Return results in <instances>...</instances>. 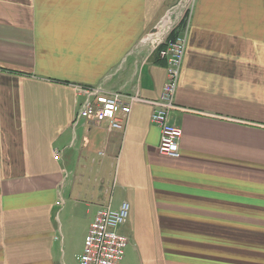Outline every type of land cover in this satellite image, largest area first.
Wrapping results in <instances>:
<instances>
[{
  "label": "crops",
  "instance_id": "crops-1",
  "mask_svg": "<svg viewBox=\"0 0 264 264\" xmlns=\"http://www.w3.org/2000/svg\"><path fill=\"white\" fill-rule=\"evenodd\" d=\"M180 2L0 0V264H78L122 202L123 264H264V0H194L177 20ZM169 14V41L187 35L178 159L152 122L167 61L148 37ZM82 87L142 100L123 131L75 124Z\"/></svg>",
  "mask_w": 264,
  "mask_h": 264
},
{
  "label": "built area",
  "instance_id": "built-area-1",
  "mask_svg": "<svg viewBox=\"0 0 264 264\" xmlns=\"http://www.w3.org/2000/svg\"><path fill=\"white\" fill-rule=\"evenodd\" d=\"M172 25L168 29H174L175 26ZM172 31L171 29L168 34L159 38H154L153 35L148 37L150 41H155L157 48L161 47V57L167 61V76L161 97L151 104L152 122L161 129L159 152L178 159L183 131L172 124L170 118L172 112L179 110L176 94L187 47V35L183 34L169 41L168 35ZM79 93L85 96V100L77 113L75 124L80 120H88L99 125L107 124L110 131L125 130L134 105L142 100L138 94L106 92L101 87H82L79 88ZM54 158L60 160L61 153L55 151ZM130 209V203L122 202L118 209H113L108 204L97 212L84 250L77 257L78 264H123L130 240L119 230L129 220Z\"/></svg>",
  "mask_w": 264,
  "mask_h": 264
},
{
  "label": "rangeland",
  "instance_id": "rangeland-1",
  "mask_svg": "<svg viewBox=\"0 0 264 264\" xmlns=\"http://www.w3.org/2000/svg\"><path fill=\"white\" fill-rule=\"evenodd\" d=\"M193 1L194 0H181V2L179 3L178 7L174 8L172 10V11L177 10V12H178L177 20L183 18L184 15L186 14V12L191 9L192 4H193ZM167 17H170L171 18L170 14ZM177 20L174 21V24H173L172 23L173 20L171 18V24H173L172 26H176L175 23L177 22ZM171 29L173 30V28L171 27L170 29L167 30L166 34H168V32ZM165 31H166V28L163 27V30L161 31V34L164 33ZM128 252H129V250L127 248L126 253L128 254Z\"/></svg>",
  "mask_w": 264,
  "mask_h": 264
},
{
  "label": "bare ground",
  "instance_id": "bare-ground-1",
  "mask_svg": "<svg viewBox=\"0 0 264 264\" xmlns=\"http://www.w3.org/2000/svg\"><path fill=\"white\" fill-rule=\"evenodd\" d=\"M171 25H172V24H171V18H170V17H167V18L163 21V27H165V28H166V31H167V29H168ZM161 27H162V25H161ZM161 27L157 28L154 34L158 33ZM161 31H162V30H161ZM166 31H165V33H166ZM165 33H164V34H165ZM164 34H163V33L161 34V32H160V34L158 33V36H159V35L162 36V35H164ZM156 38H159V37H156Z\"/></svg>",
  "mask_w": 264,
  "mask_h": 264
},
{
  "label": "water",
  "instance_id": "water-1",
  "mask_svg": "<svg viewBox=\"0 0 264 264\" xmlns=\"http://www.w3.org/2000/svg\"><path fill=\"white\" fill-rule=\"evenodd\" d=\"M155 31H156V29H155ZM155 31H154V33H155ZM154 33H153V35H154Z\"/></svg>",
  "mask_w": 264,
  "mask_h": 264
}]
</instances>
